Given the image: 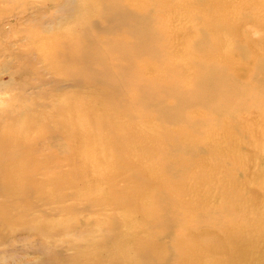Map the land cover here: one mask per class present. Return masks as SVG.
Wrapping results in <instances>:
<instances>
[{
    "label": "rangeland",
    "instance_id": "obj_1",
    "mask_svg": "<svg viewBox=\"0 0 264 264\" xmlns=\"http://www.w3.org/2000/svg\"><path fill=\"white\" fill-rule=\"evenodd\" d=\"M73 1L77 6L83 5L86 9L80 8L77 11L78 15L75 14L72 18L73 21H75V25L71 27L72 33L80 37L79 33L82 36L83 33L86 34L90 29L91 32H93V26L95 25L93 24L94 20L109 22L111 24V29L95 32V36L90 43L94 42L96 46L99 47V51L101 50L100 53L103 58H106L105 56L112 57L117 66L123 64V68H129L131 72L128 78L129 81L142 79L143 85L141 90L144 89L145 84L153 85L156 87V90H158L161 85L170 86L172 84H178L179 88H182V93L185 91L189 92L188 101H185L186 103H183L179 109L180 116L185 118L178 120L160 108L162 103H178L179 100L173 93L161 95V97L156 100L150 101L147 98L149 96L144 93H142L140 97L136 96L134 91L130 89L133 88L132 85L127 87L125 91H122L120 95H108L106 97H100L97 94L88 92L84 93L86 89H82L83 94L90 95V99L95 100L97 104L105 102L113 105V107H115L114 111L119 113V117L115 121H109L108 118L111 117V114L106 113L103 107H97L95 113L102 120V124L96 126L84 125L80 127L84 133L76 132V135L79 137L78 141L81 144V150L84 151L86 149L85 144L80 141V138H83L87 143H91V141L94 142V144L87 147V153H91L99 148L100 151L95 152L97 158L115 162L119 161L118 163L122 164V160L114 157L113 154L112 156H108V153L117 146L115 143H111L113 139H109L112 138L113 131L119 132L115 133H117V136L120 134L124 143L135 146L134 154L136 153V157H139L138 153L143 156H148L149 154L146 150L140 149L141 146L138 144V138H133L132 141L125 140L127 130L131 131V137L142 136L154 139L158 136L162 143L160 142L157 148L153 150L150 149V153H153L151 162H146L141 170H151L155 165L158 167L163 165V175L170 178L174 189L165 192L166 194H157V198L155 199L150 197V199L144 201L157 211L159 216H165L168 215V212H172L171 210L167 211L166 202L169 201L167 199L169 197H171L170 200L177 199L178 202L182 203V208H179L177 212L175 211L176 215H185L188 223L181 225L182 223L178 224L173 220L170 223L172 226L170 230L164 233L165 230L169 229L168 227L157 226L155 222L151 224L144 223V219L139 218V212L135 214L129 213L130 210L128 209H126V212L119 214L115 206L104 208V206L86 207L85 205H80L75 213L68 211V207L66 208V206L63 207L61 212H54L52 209L54 206L52 205H48L47 207L39 206L32 210V215L45 217L46 219L52 220L51 222L63 220V226H69L68 228H70L71 225L78 226L79 232L77 235L80 236L63 237L61 235L60 237L51 239V242L57 244L59 247V249H56V252L59 253L58 258L60 264H67L75 255L76 247L73 243L79 245L78 249L81 246H88L84 249L82 248V250L87 254L93 255L100 263L114 264V249L117 250V247L114 245L116 241L112 243L109 238H107L105 243H103V240L105 237L113 236L119 231L106 226L103 220L105 218H112L116 216V214L122 216L124 213L127 215L125 219H127L131 225L136 226L134 230L130 232L131 235L141 238L151 236L156 242L162 237V245L165 247L167 253L161 252L160 254L167 256V260L170 259L173 262L183 261V258L180 259V254L189 243L183 241L182 238H188V234L193 235L196 232L195 235L198 236L206 232L210 234L208 236L219 237L222 239V243H224L223 237L226 236V232H229L227 228L230 226H236L235 228H238L240 233L242 232L243 238L245 235H251L254 245L262 246V248L259 249V252H261L264 246L257 236L261 235L257 233V227L258 219L264 218V204L251 208L249 205L250 202H247L248 194H246L244 190V197L238 198L239 203L242 204L241 207L246 211L241 215L237 207H235L239 204L237 203V205H235L233 202L236 196L234 195L236 194L233 190L234 187L230 190L226 188L225 191L227 194H220L221 190L215 186V181H212L214 179L211 178V176L220 175L221 171L225 174L224 172L227 171L226 176L231 179V177L233 178L234 176L244 177L246 171L249 172V169L254 170L255 163L250 162L247 155L250 150L245 144L248 143L249 139L245 140L243 136L245 129L243 130L240 124H237L236 127L232 126L233 116H231V114L236 115L238 120L240 116L245 117L244 121L247 123L244 124L248 127L252 124L251 129L256 133V136L259 137L260 140L264 138L263 125H261V127L254 125L256 121V118H254L255 108L247 105L244 108L237 109L236 104H230L235 98L240 99L237 95H240L241 92H243L245 97H247L248 94V98H257L256 96L264 98V67H259L262 65L261 62H258L257 67L251 64L252 61H261L264 58V43H262L264 41V23H257L258 20H263L259 17L264 16V13L261 12L264 6V0H256L254 2L251 0H178V2L176 0H98L93 3L91 0ZM146 2H148L147 5ZM88 3H92V7L89 10H87ZM187 4H191L190 9L185 7ZM45 5L48 8L45 14H49L48 11L55 10L53 7V0H0V15L3 14L4 17H7L9 14V16H12L15 15V13H20L23 10L25 11V8L29 10L30 8L34 9L37 8V6L40 7ZM249 7L255 8L257 13L251 11ZM29 12L30 10L27 13ZM137 13L143 14V17H138L136 15ZM82 17L84 20H82ZM89 19H91V21H89ZM86 22L87 26L85 25ZM33 25L34 26L28 29L16 28L11 33H5L7 39H2V37H0V40H2L0 41V54H2L0 56V86L12 84L14 82L13 85L19 87L26 83L25 76L17 79L15 77L16 81L9 80L11 76H14L15 68H19L20 63L23 64L21 60H19L21 52L22 54L32 52L29 64L37 71V74H41L44 78L53 76L47 73V70L56 68L58 66L57 61L71 70L82 69L80 66L74 64H65L60 59L56 61L55 58L45 53L47 50L57 51L65 48L62 43L57 41V37H73L71 31L67 32V27H70L68 26L70 24H66L61 20L58 21L56 18H48V21ZM85 26L86 28H84ZM32 32L35 33L33 34ZM27 34L28 36L30 34L29 38ZM33 35L35 37L37 36V38L33 37ZM169 37L174 39L175 42H178L175 43L176 47L168 46ZM247 39H249L250 45L253 46L251 52L247 49ZM196 40H210V42L208 45H205ZM110 42L118 44L121 49L116 50L114 48V50L107 51L106 47ZM90 43L80 40L75 46L71 47V49L75 47H87L91 45ZM258 47L261 50V54L256 53V48ZM21 48L23 50H21ZM125 56H130L132 59L124 61ZM179 59L196 66L204 62V65L198 72H194L190 68H185L184 71L175 63V61ZM104 62L105 59H101L94 64L96 66H102ZM249 64L251 68H247ZM241 66L246 67L241 69ZM167 69L172 72L169 76H164L163 73ZM223 70L226 72V76H224ZM242 70L245 72H242ZM155 72L160 77H155L151 74H155ZM113 73L118 75L119 70L114 69ZM212 73H222L223 75H220L218 79L214 80L213 84H206L205 82L204 84L200 83L201 86L198 84V81H202ZM182 74L185 76L183 78H186L185 81L187 82L181 80L177 83L171 82L180 78ZM190 75L193 76L194 80L190 79ZM20 76L22 75L20 74ZM27 77L29 80L28 82L34 81L30 80L34 77L31 73L28 74ZM151 77L152 79H150ZM33 85H35L34 82ZM96 87L98 88L99 85H96ZM34 90L39 91V89ZM48 93L49 91H46L47 96ZM42 94L44 93L41 92L32 95L34 98L32 97L26 102H21L20 105H22V103L24 107L33 105V107L29 106L28 108H32L36 114L42 116L53 113V98L51 97L48 99L47 96H43ZM7 98V94L0 95V110L10 105L5 101ZM122 99L127 101L126 104H120ZM55 100L57 104L60 101L65 103L71 101L65 96H58ZM14 102L15 106H18L19 103H17V101ZM23 109L24 108H22V110ZM15 111V113L18 114L21 110L16 109ZM80 120L79 126L82 124L81 117ZM261 120L262 118L260 117V121ZM230 122L231 125H228ZM0 123L4 124L3 122ZM43 123L48 124L45 120ZM192 125H196V128H194L195 126L192 127ZM223 132L229 135L228 139L222 140L219 144L215 143L212 147L206 142V145L209 147L206 149L207 147H205L204 144L207 135L209 137L212 135L219 140ZM40 134L41 132L38 131L35 133L29 132V135L34 137H38ZM180 134H184L182 139L178 137ZM171 135L177 138L174 145L167 141L172 137ZM232 137H236L238 140H231ZM257 141V138H255L254 142ZM48 143L50 144L51 142ZM239 143L241 144L240 147ZM249 143H251V141H249ZM103 144L105 146L101 147ZM217 146H223L226 149L229 147L238 148L240 153L235 160H232L231 157H226L224 160L214 158L213 151L214 147ZM121 147L126 150L131 149L126 145H122ZM262 149L261 147L260 150ZM61 152L60 150V157L62 156ZM257 158L256 156V160ZM129 159L132 162L136 160V158L133 157H129ZM168 160L175 161L176 163L167 165ZM220 161L222 165L219 167L220 169L218 172L211 169V172L210 170L207 171V173L209 172L211 175L206 173L205 176L194 177L195 174L202 172L206 166H219ZM234 161L236 163L240 162V164L233 165ZM174 164H177L178 167H172ZM66 168H68V165L66 166V164H64L62 169L63 172H65ZM199 180H205L211 185L209 187L198 186L193 188V182ZM119 185L125 188L127 184L121 181ZM153 185L155 186L154 182ZM249 185L251 192H253L252 199L254 202H257V192H260L256 187L257 184L255 182V184ZM221 189L224 188L221 187ZM206 193H210L208 196L210 201L207 202L204 200L203 205L202 199ZM212 194L215 195L213 196ZM248 197L251 198L250 196ZM227 199L228 205L225 204L220 208L222 202ZM225 207H227L228 210ZM190 215L193 216L191 217ZM71 217L72 219L74 218V220H72ZM171 217H174L173 212L171 213ZM101 222H103V225L99 226L98 224H101ZM192 222L195 225L198 223L200 227L197 224V228ZM199 222L203 223L200 224ZM81 231L89 232V235L82 236ZM31 239L32 238L29 240ZM90 239L96 244V246L92 247L94 250L91 249ZM132 240L133 238L129 241L127 240L125 245L132 247ZM20 242L22 245L19 242L13 244V258H10L8 264H50L46 259L48 255H42L39 251L33 249L25 251V241L23 240V243L22 241ZM14 245L16 246L15 249L13 248L15 247ZM2 246L4 245L0 246V251H3L4 248V250H10L7 245H5L6 247ZM124 249L126 253L129 251L128 248ZM197 250L204 253L198 246ZM15 251L17 252L15 253ZM49 256L51 255L49 254ZM208 262L209 260H207L206 263ZM221 263L227 264L225 261H221Z\"/></svg>",
    "mask_w": 264,
    "mask_h": 264
},
{
    "label": "bare ground",
    "instance_id": "obj_2",
    "mask_svg": "<svg viewBox=\"0 0 264 264\" xmlns=\"http://www.w3.org/2000/svg\"><path fill=\"white\" fill-rule=\"evenodd\" d=\"M91 1L93 3L98 0ZM176 1L178 2V0ZM251 1L254 2L256 0ZM92 3L87 4V10L92 7ZM147 3L148 2H146V5ZM53 7L55 10L48 11L49 14H45L48 9L45 5L40 7L37 6V8L34 9L30 8L29 13H27L29 10H26L25 8V11L23 10L20 13H15V15L11 14L12 16H9V14L7 17H4L3 14L0 15V37H2V39L6 38L5 33L7 32L11 33L16 28H31L34 26L33 24L37 25L43 21H48V18H56L58 21L61 20L66 24H70L68 25L70 27H67V32L71 31L73 37H57V41L62 43L65 48L57 51L47 50L45 53L55 58L56 61L60 59L65 64H74L82 68L81 70H71L66 68L61 62L57 61L58 66L56 68L47 70V73L53 76L44 78L41 74H37V71L29 64L32 52H26L23 54L21 52L19 60H21L23 64L20 63L19 68H15L14 76H11L9 80L16 81L15 77L17 79L25 76L26 83L19 87L14 86V82L12 84L0 86V95L7 94L8 98L5 101L10 104L7 108L3 107L0 110V122L4 123H0V246L7 245L10 249L4 250V248L3 251H0V264L9 263L10 258H13V244L16 242L21 244L20 241L23 243V240L25 241V251L29 249L39 251L42 255H48L46 259L50 264H60L58 258L59 253L56 252V249H59V247L57 244L51 242V239L60 237L61 235L63 237L80 236L77 235L79 232L78 226L71 225V227L68 228L69 226H63V220L51 222L52 220L46 219L45 217L32 215V210L39 206L47 207L48 205H52L54 206V208H52L54 212H61L63 207L66 206V208L68 207L67 210L71 213H75L80 205H85L86 207L104 206V208L115 206L119 214L126 212V209H128L130 210L129 213L135 214L139 212V218H143L144 223L151 224L155 222V225L157 226L168 227L169 229L165 230L164 233H167L170 230V227H172L170 223L173 220L178 224L182 223L181 225L188 223L185 215H176L177 210L182 208V203L178 202L177 199L170 200L171 197H169L167 199L169 201L166 202L167 211L171 210L174 213L173 218L171 217L172 212H168V215L165 216H159L158 212L144 201L150 199V197L155 199L157 198V194H166L165 192L174 189L170 178L163 175V165L160 167L155 165L151 170H141L146 162H151L153 153H150V149L153 150L154 148H157L161 142L158 136L156 137L158 139H151L150 137L142 136L131 137V131L127 130L125 140L132 141L133 138H138V144L141 146L140 149L146 150L149 154L148 156H143L138 153L139 157H136V153L134 154L135 146L124 143L120 134L117 136V133H115L118 131H113V136L109 139H113L111 143H115L117 146L108 153V156H112L113 154L114 157L122 160L123 163L120 164L118 163L119 161L115 162L97 158L95 152L100 151L99 148L91 153H87V147L94 144V142L91 141V143H87L85 139L80 138V141L86 146V149L82 151L81 144L78 141L79 137L76 135V132L84 133L80 129V127H83L84 125L96 126L102 124V120L95 113L97 107H103V110L106 113L111 114V117L108 118L109 121H115L119 117V113L114 111L115 107H113V105L105 102L97 104L95 100L90 99V95L83 94L82 89H86L84 90V93L88 92L91 94H97L100 97H106L108 95H120L122 91H125L127 87L132 85L134 89H130L134 91L136 96L140 97L142 96V93H144L149 96L147 98L150 101L156 100L161 97V95L173 93L177 96L179 100L178 103H162L160 108L178 120L185 118L180 116L179 109L183 103H186L185 101H188L189 92L185 91L182 93V88H179L178 84H172L170 86L161 85L158 90H156V87L151 84H145V87L143 86L144 89L141 90L143 85L142 79L129 81L128 78L131 75L129 68H123V64L117 66L112 57L105 56L106 58H103L100 53L101 50L99 51V47H97L94 42L90 43L95 36V32L111 29V24L109 22L94 20L93 24L95 25L93 26V32H91L90 29L86 34L82 32V36L79 33L80 37L77 35L75 36L71 30V27L75 25V21H73L72 18L77 14V11L80 8L85 7L83 5L77 6L73 0H53ZM185 7L190 9L191 4H187ZM249 8L254 13H257L255 8ZM261 12L264 13V6L261 9ZM136 15L140 18L143 17V14L141 13H137ZM259 18L263 20H258L257 23H264V16ZM82 20H84V18ZM89 21H91V19H89ZM87 22L85 24L86 26ZM86 26L84 28H86ZM32 33L34 34L35 32ZM33 37L35 36L33 35ZM35 38H37V36ZM80 40L87 41L91 45L71 49V47L75 46ZM196 41L205 45H208L210 42V40ZM246 42L247 49L251 52L253 46L250 45L249 39H247ZM175 43L178 42H175L174 39L169 37L168 46L176 47ZM262 43H264V41ZM114 48L116 50L121 49L118 44L110 42L106 47V50H114ZM21 50L23 49L21 48ZM260 51L259 47L256 48V53H260ZM1 55L2 54H0V56ZM101 59H105V62L102 66H96L94 63ZM130 59H132L130 56L124 57V61ZM258 62L262 63L259 67H264V58L261 61H252L251 64L257 67ZM175 63H177L184 71L185 68H190L194 72L200 71L204 65V62H201L196 66L188 62H183L180 59L175 61ZM244 67L241 66V69ZM247 68H251L250 64ZM114 69L119 70L118 75L113 73ZM171 72V70L167 69L163 75L169 76ZM223 72L224 76H226V72L224 70ZM242 72L245 71L242 70ZM30 73L34 76L30 80H34L33 82L35 85H33V82H28L27 75ZM20 74L22 76H20ZM151 74L155 77H160L156 72L155 74ZM220 75L223 74L212 73L202 81H198V84H204V82L206 84H213L214 80L218 79ZM183 77L185 76L182 74L180 78L171 82L177 83L180 82L179 80L187 82L185 81L186 78ZM150 79H152V77ZM190 79L194 80L193 76H191ZM96 85H99V87L97 88ZM34 89H39V91H35ZM46 91H49L48 96ZM41 92L44 93L42 95L47 96L48 99L51 97L53 98V113H48L45 114V116H42L36 114L32 108H28L29 106L33 107V105H27L26 107H24L23 103L20 105L21 102L30 100L33 97L32 95ZM240 95H237L240 99L235 98L230 104H236L237 109L244 108L247 105L254 107V118H256L254 125L257 127L263 125L264 129V98H259L258 96H256L257 98H248V94L247 97H245L243 92H241ZM58 96H65L71 101L68 103L60 101L57 104L55 98ZM14 101L19 103L18 106H15ZM126 102V100L122 99L120 104L124 105ZM22 108L24 109L22 110ZM16 109H20L21 111L16 114ZM231 116H233L232 126L236 127L237 124L242 125V129H245L243 133L245 140L249 139V141H251V143L248 141V143L245 144L250 150L247 154L249 161L255 163L254 170L249 169V172L246 171L244 177L234 176L229 179L230 177L228 178L226 176L227 171L224 172L225 174L221 171L220 175H213L211 178L214 179L212 181H215V186L221 190L220 194L226 193V188L230 190L234 187L233 190L236 193L234 195L236 196L235 200L233 199V202L235 205H237V203L239 204L235 207H237L240 214L243 215L246 211L241 207L242 204L239 203L238 198L244 197V190L246 194H248L247 202H250L249 205L251 208L264 204V138L260 140V138L256 136V133L251 129L252 124L249 127L244 124L247 123L244 121L245 117L240 116V119L238 120L236 115L231 114ZM80 117L82 118V124L79 126L81 122ZM260 117L262 118L261 121ZM44 120L47 121L48 124H44ZM228 125H231V122ZM194 126L192 125V127L196 128V125ZM37 131L41 132L38 137L29 135V132L35 133ZM178 137L182 139L184 134H180ZM228 137L229 135L224 132L221 133L219 140L212 135L210 137L207 135L204 146L208 149L209 147L206 145V142L212 147L213 144H219L222 140H227ZM255 138L258 140L257 142H254ZM232 139L238 140L236 137H232L231 140ZM167 141L174 145L177 138L176 136H172ZM48 142L51 143L49 144ZM95 143L97 144L96 141ZM122 145L129 146L131 149L126 150L121 147ZM240 145L241 144L239 143V147ZM104 146L105 145L103 144L101 147ZM261 147L263 148L262 150H260ZM60 150L62 151L61 157L59 155ZM239 153L240 150L238 148L229 147L226 149L223 146H217L214 147L213 157L221 160H224L226 157H231L232 160H235ZM256 156L258 157L257 160ZM129 157L136 158V160L132 162ZM220 162V165L217 167L213 165L214 168L211 165L206 166L202 172L195 174L194 177L205 176L207 171L210 170L211 172V169L218 172L220 169L219 167L222 165V162ZM173 163L176 162L168 160L167 165ZM64 164H66V166L68 165L65 172L62 170ZM216 164L218 165L217 162ZM236 164H240V162L236 163L234 161L233 165ZM172 167L178 166L177 164H174ZM124 168L130 170H125ZM209 175L211 174L209 173ZM121 181H124L127 184L126 186L124 185L125 188H122V186L119 185ZM153 182L155 186L153 185ZM255 182L258 191H260L257 192V202H254L252 199L253 192H251L249 185L255 184ZM193 183V188L198 186L209 187L211 185L205 180L194 181ZM221 187L224 189H221ZM209 195L210 193L204 194L202 199L203 205L204 200L207 202L210 201V198L208 197ZM212 195L214 196L215 194ZM227 201L228 199L223 201L220 208L225 204L228 205ZM225 208L227 209V207ZM119 214L103 220L106 226L119 231L117 234L115 233L113 236H107L103 240V243H105L107 238H109L112 243L116 241L114 245L117 247V250L114 249V264H222L221 261H225L227 264H264V249L259 252V249L262 248V246H255L251 235H245L243 238L242 232L240 233L239 229L235 228L236 226H230L227 228L229 232H226V236L223 237L224 243H222V239L219 237L208 236L210 234L206 232L199 234L198 236L195 235L196 232L193 235L188 234V238H182L183 241L189 243V245L184 247L183 252L180 254V259L183 258V261L173 262L170 259L167 260V256L160 254L161 252L167 253L165 247L162 245V237L156 242L151 236H146L145 238L132 236L130 232H132L136 226L131 225L128 220L125 219V216H127L126 213L122 216H119ZM190 216L192 217L193 215ZM72 220H74V218ZM103 222L98 225L102 226ZM192 224L196 226L198 223L195 225L192 222ZM257 233L261 234L257 236L261 240V244L264 246V218L258 219ZM81 234L82 236H87L89 235V232L81 231ZM30 238L32 239L29 240ZM131 238H133V249L132 247L125 245L126 241H129ZM89 242L91 244V249L94 250L92 247L96 246V244L92 239H90ZM73 245L76 247L75 255L67 262V264H102L99 260H96L93 255L87 254L82 250V248L84 249L88 246H81L78 249V244L73 243ZM197 246L200 247L204 253L198 251ZM13 248L15 249L16 246ZM124 248H128L129 251L126 253ZM16 252L17 251H15V253ZM49 254L51 256H49ZM207 260H209L208 263H206Z\"/></svg>",
    "mask_w": 264,
    "mask_h": 264
}]
</instances>
